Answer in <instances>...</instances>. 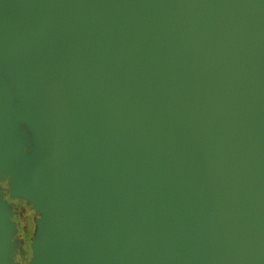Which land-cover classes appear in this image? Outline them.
I'll return each mask as SVG.
<instances>
[{"label": "water", "instance_id": "1", "mask_svg": "<svg viewBox=\"0 0 264 264\" xmlns=\"http://www.w3.org/2000/svg\"><path fill=\"white\" fill-rule=\"evenodd\" d=\"M0 179L27 264H264V0H0Z\"/></svg>", "mask_w": 264, "mask_h": 264}, {"label": "rangeland", "instance_id": "2", "mask_svg": "<svg viewBox=\"0 0 264 264\" xmlns=\"http://www.w3.org/2000/svg\"><path fill=\"white\" fill-rule=\"evenodd\" d=\"M0 181H4L7 184L6 179L3 180L0 179ZM3 197L8 199V201L12 203V212H13L12 220L16 222V232L14 235L15 246L12 253L13 260L16 264H27V261L30 256V247H29L30 240L33 236V231L35 227L34 219L37 216V214L31 209L29 204H26L24 200L11 199L8 197L7 192ZM22 222L25 223L23 224ZM20 223L23 224L21 230H20ZM28 223H29V227L27 229ZM26 230H27V235L24 234ZM20 236H22L23 239L20 238ZM25 240L26 243L24 242Z\"/></svg>", "mask_w": 264, "mask_h": 264}, {"label": "flooded vegetation", "instance_id": "3", "mask_svg": "<svg viewBox=\"0 0 264 264\" xmlns=\"http://www.w3.org/2000/svg\"><path fill=\"white\" fill-rule=\"evenodd\" d=\"M6 182H4V181H0V194L2 195V196H4L5 194H6ZM27 215V214H26ZM29 215V214H28ZM30 219V218H29ZM30 221V220H29ZM23 224L25 223V222H22ZM22 223H20V230H21V227L23 226V224ZM30 223V222H29ZM29 223H28V226H27V229H28V227H29ZM24 234H26L27 235V230L24 232ZM21 235V234H20ZM20 238H22V236H20ZM23 239V238H22ZM25 243H26V240L24 241Z\"/></svg>", "mask_w": 264, "mask_h": 264}]
</instances>
